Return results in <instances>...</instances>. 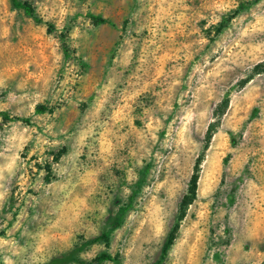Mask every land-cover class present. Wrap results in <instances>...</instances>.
I'll return each instance as SVG.
<instances>
[{
    "label": "clouds",
    "instance_id": "1",
    "mask_svg": "<svg viewBox=\"0 0 264 264\" xmlns=\"http://www.w3.org/2000/svg\"><path fill=\"white\" fill-rule=\"evenodd\" d=\"M0 264H264V0H0Z\"/></svg>",
    "mask_w": 264,
    "mask_h": 264
}]
</instances>
